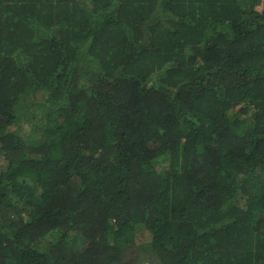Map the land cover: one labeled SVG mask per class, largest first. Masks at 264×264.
<instances>
[{
  "label": "trees",
  "instance_id": "1",
  "mask_svg": "<svg viewBox=\"0 0 264 264\" xmlns=\"http://www.w3.org/2000/svg\"><path fill=\"white\" fill-rule=\"evenodd\" d=\"M0 153V264H264V0H0Z\"/></svg>",
  "mask_w": 264,
  "mask_h": 264
},
{
  "label": "rangeland",
  "instance_id": "2",
  "mask_svg": "<svg viewBox=\"0 0 264 264\" xmlns=\"http://www.w3.org/2000/svg\"><path fill=\"white\" fill-rule=\"evenodd\" d=\"M23 129L25 130H28L29 129V125H28V122L27 121H24L23 123H21ZM17 127V125H10L9 126V130H12V129H15ZM6 164V161L4 159V155L2 153H0V165L1 166H5ZM151 233L150 232H143V233H139L138 234V237H137V240H136V243L137 244H140L141 242H148L149 241V235ZM157 264L156 261H154L152 259V257L150 256V254H146L145 252L141 251V254H140V258L139 260L137 261V264Z\"/></svg>",
  "mask_w": 264,
  "mask_h": 264
},
{
  "label": "clouds",
  "instance_id": "3",
  "mask_svg": "<svg viewBox=\"0 0 264 264\" xmlns=\"http://www.w3.org/2000/svg\"><path fill=\"white\" fill-rule=\"evenodd\" d=\"M260 7H261V6H260ZM260 7H259V8H260Z\"/></svg>",
  "mask_w": 264,
  "mask_h": 264
}]
</instances>
